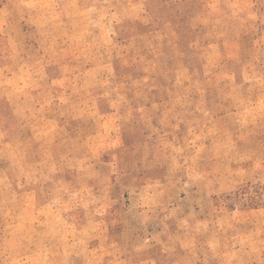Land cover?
Masks as SVG:
<instances>
[{"label": "rangeland", "instance_id": "374dc122", "mask_svg": "<svg viewBox=\"0 0 264 264\" xmlns=\"http://www.w3.org/2000/svg\"><path fill=\"white\" fill-rule=\"evenodd\" d=\"M0 264H264V0H0Z\"/></svg>", "mask_w": 264, "mask_h": 264}, {"label": "crops", "instance_id": "0c3cea01", "mask_svg": "<svg viewBox=\"0 0 264 264\" xmlns=\"http://www.w3.org/2000/svg\"><path fill=\"white\" fill-rule=\"evenodd\" d=\"M137 5H138V4H137ZM202 14H205V13H202ZM204 16H205V15L197 16L196 19L194 18V20H193V18H191L192 20H191V21L188 20L187 23L193 24L194 21H198L200 18H202V17H204ZM138 19H140V18L138 17ZM204 48H205L204 45H202L201 47H199L198 50H196V55L199 56V57H203V56H205V52H203V49H204ZM199 49H200V50H199ZM181 68H182V69H185L186 71L189 70V69L187 68V66H182ZM200 71H202V72L205 71V64H204V63L201 64V70H200ZM183 84H185V81H183ZM185 85H186V84H185ZM182 86H183V85H182ZM173 92H174L173 88H168L167 90H164L163 95H161V96L159 97V99H160V100H168V99H170V98H172V97L175 96V95L173 94Z\"/></svg>", "mask_w": 264, "mask_h": 264}]
</instances>
